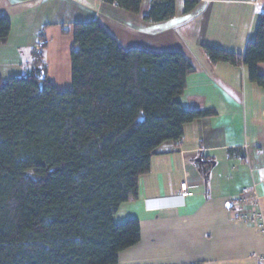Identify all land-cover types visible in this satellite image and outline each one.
<instances>
[{
    "label": "trees",
    "instance_id": "1",
    "mask_svg": "<svg viewBox=\"0 0 264 264\" xmlns=\"http://www.w3.org/2000/svg\"><path fill=\"white\" fill-rule=\"evenodd\" d=\"M139 14L143 0H103ZM201 0H184V13ZM176 0H152L147 22L175 16ZM11 22L0 9V45ZM71 87L51 80L39 36L32 68L0 77V264H118L141 240L137 218L116 223L139 198L156 149L215 110H188L178 97L194 67L178 50L124 48L98 20L73 26ZM208 60L244 64L264 89V6L244 54L204 45ZM205 177L209 170L197 163Z\"/></svg>",
    "mask_w": 264,
    "mask_h": 264
},
{
    "label": "crops",
    "instance_id": "2",
    "mask_svg": "<svg viewBox=\"0 0 264 264\" xmlns=\"http://www.w3.org/2000/svg\"><path fill=\"white\" fill-rule=\"evenodd\" d=\"M151 3L143 0L133 14L103 0H0L11 22L0 45V77L31 69L44 34L49 77L69 89L73 26L91 20L124 48L183 52L194 71L178 100L185 109L216 114L188 123L182 140L156 149L139 198L123 203L114 216L116 223L137 218L141 224L140 242L121 252L118 264H264V232L251 219L255 211L264 214V89L249 80L246 65L213 64L202 49L244 54L264 0H201L188 15L184 0H176L173 18L147 22ZM258 70L264 75V63ZM183 182L191 187L186 198L179 196Z\"/></svg>",
    "mask_w": 264,
    "mask_h": 264
},
{
    "label": "built area",
    "instance_id": "3",
    "mask_svg": "<svg viewBox=\"0 0 264 264\" xmlns=\"http://www.w3.org/2000/svg\"><path fill=\"white\" fill-rule=\"evenodd\" d=\"M191 195V187L187 182H183L180 186V190H179V196L182 198H186L189 197ZM236 214V213H235ZM236 218L238 219H242V216L239 214H236ZM252 220H254L255 222H257V224L259 225V228L261 231L264 232V214L258 211H255L252 214L251 217ZM261 261L264 262V255L261 256Z\"/></svg>",
    "mask_w": 264,
    "mask_h": 264
},
{
    "label": "water",
    "instance_id": "4",
    "mask_svg": "<svg viewBox=\"0 0 264 264\" xmlns=\"http://www.w3.org/2000/svg\"><path fill=\"white\" fill-rule=\"evenodd\" d=\"M201 158H199V160H200Z\"/></svg>",
    "mask_w": 264,
    "mask_h": 264
},
{
    "label": "rangeland",
    "instance_id": "5",
    "mask_svg": "<svg viewBox=\"0 0 264 264\" xmlns=\"http://www.w3.org/2000/svg\"><path fill=\"white\" fill-rule=\"evenodd\" d=\"M71 82V81H70Z\"/></svg>",
    "mask_w": 264,
    "mask_h": 264
}]
</instances>
